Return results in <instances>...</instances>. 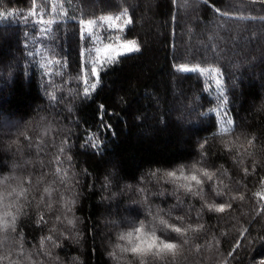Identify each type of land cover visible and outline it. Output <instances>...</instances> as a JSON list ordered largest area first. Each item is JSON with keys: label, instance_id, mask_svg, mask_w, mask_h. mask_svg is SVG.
I'll return each instance as SVG.
<instances>
[{"label": "trees", "instance_id": "16d2710c", "mask_svg": "<svg viewBox=\"0 0 264 264\" xmlns=\"http://www.w3.org/2000/svg\"><path fill=\"white\" fill-rule=\"evenodd\" d=\"M55 3L57 11L53 13V0H0V13L15 14L0 21L3 72L0 176L8 175L13 161L19 159L13 156L15 144L8 150V144L17 140L19 133L27 131L32 141L29 148L28 141L19 136L26 158L32 161L29 171L35 165L39 172L41 161L48 165L43 171L49 168L54 171L56 165L49 162L53 154H59L62 142H66L65 149L71 146L67 155L74 158V167L69 172L78 173L75 179L81 181L76 215L83 223L79 225L80 243L69 244L65 251L77 257L78 264L81 260L83 264H125L130 257L114 261L108 256L113 251L109 237L114 236L110 232L114 226L109 221L114 217L109 215L110 201L104 199L109 193L101 191L105 175L113 174V185L124 187L142 182L150 170L164 172L182 164L191 165L199 159L198 141L219 133L215 124L218 113L228 115L233 119L235 131L227 138L234 140L240 136L239 142L245 147L228 153L220 138L210 139L207 166L219 178V182L213 183L226 193L222 198L213 193L209 202L228 201L232 207L223 214L205 209L200 221L205 230L198 240L185 245L175 257L149 260L151 264H262L264 112L257 108L264 102V3L261 0H208V4L202 0H55ZM61 5L66 13L64 18L59 16ZM213 6L219 11H213ZM124 9L133 20L127 38L136 39L141 52L122 58L118 67L102 72L96 91L85 99L78 21L116 16ZM33 11L35 16L30 15ZM41 18L57 21L53 31L39 30L47 27L36 23ZM221 24L223 27H218ZM101 35L106 37V25ZM94 57L92 51L89 62ZM185 63L218 69L219 76L177 72L176 68ZM233 79L238 86H233ZM221 89L229 101L227 104L219 99ZM201 112L203 116L199 115ZM209 119L215 127L209 128L206 123ZM48 125L51 131L43 135L42 129ZM93 133L97 149L91 143L87 150L83 149L85 138ZM248 139L253 140L251 146L247 145ZM98 149L103 150L102 155ZM245 152L253 155L247 156ZM63 167L68 168V164ZM149 179L154 180L150 176ZM94 182L95 190L90 187ZM146 186L156 188L155 183ZM165 187L171 191L173 185ZM232 196L237 198L232 200ZM119 199L124 201L123 211L130 201L127 196ZM168 199L176 203L173 197ZM187 200L195 206L192 212L195 219L203 201L192 197ZM11 211L18 216L19 234L14 235L17 239L22 235L26 250H30L39 243L41 233L34 223L28 222L27 216L20 215L15 208ZM25 211L35 221V201ZM45 214L55 218V212L45 210ZM133 261L139 264L138 259Z\"/></svg>", "mask_w": 264, "mask_h": 264}, {"label": "snow or ice", "instance_id": "6c2138e0", "mask_svg": "<svg viewBox=\"0 0 264 264\" xmlns=\"http://www.w3.org/2000/svg\"><path fill=\"white\" fill-rule=\"evenodd\" d=\"M202 2L208 4V0H202ZM261 2L264 3V0ZM52 11L53 13L57 11L55 0H53ZM213 11L218 12L219 9L213 6ZM220 14L226 15V13ZM14 15L13 12H7L6 15L0 13V21ZM30 15L35 16L36 12L33 11ZM59 16L61 18L66 16L62 5L59 6ZM78 22L80 27V69L81 72H84L83 95L85 99H90L101 82V73H107L118 67L123 62L122 58H131L140 53L141 45L136 39L127 38L126 33L129 26L133 24L127 9L116 16L101 15L96 19L80 18ZM36 23L47 25L39 30L48 33L53 31L52 26L57 21L41 18ZM104 25L107 26L106 42L102 48L95 49V57L89 64L88 58L92 55L94 47L91 38L101 34L97 30ZM218 27L222 28L223 24ZM48 63L51 64L52 61L50 60ZM86 69L90 70L85 71ZM176 71L181 74L199 73L200 75L215 73L219 76L218 69L204 68L199 65L189 67L187 63L178 66ZM9 74L11 73L9 72ZM0 75H3L2 71H0ZM90 77L94 78L95 82ZM216 83L219 85L220 79H217ZM232 84L234 87L238 86L235 79L232 80ZM219 99L224 104L229 103L223 89L220 90ZM100 110L103 112V104L100 105ZM257 111L264 112V102L260 104ZM223 112L226 114L227 109L224 108ZM199 115L203 116L204 113L201 112ZM206 123L209 128L219 124V133L214 132L210 137H205L203 142L198 141L199 159L193 160L191 165L182 164L173 170L164 172L150 170L142 182L126 184L124 187H120L119 184L113 185V174L105 175L101 191L109 193L104 199L110 201L109 215L114 217L109 221L114 226L110 228V232H113L114 236H110L109 240L110 243H113L115 237L118 236L120 240L127 242L124 247L117 244L113 248L112 260L119 261L130 257L131 260L138 259L139 264H151L149 258L162 260L168 255L175 257L183 252L185 245L198 240L200 233L205 230L204 224L200 222L205 209L207 212L223 214L232 207L228 201L209 202L213 193L216 198H222L226 193L217 183H213L214 181L219 182V178L207 166L210 156L208 141L220 138L228 153H231L233 149L244 148L245 145L239 142L240 136H236L234 140L227 138L235 131L233 119L224 116L215 121V124L211 119ZM50 131L51 126L48 125L42 129V134L46 135ZM20 135L24 137L25 141H28L29 148L32 146L27 131L19 133L17 140L8 144V150H11L14 144L16 145V152L13 153V156H18L19 159L13 161L8 175L0 176V231L3 233L0 238V264H78V258L65 251L69 244L80 243L82 234L79 225L83 223V220L76 215V204L81 195L78 186L81 181L75 179L78 173L69 172V169L74 167L73 156L67 155L71 146L69 149H65L64 143L66 142H62L59 154H53V159L49 163L56 165L54 171L51 168L48 171H43L45 167H48L43 161H41L39 172L35 165L29 171L28 165L32 161L26 158L24 144L19 140ZM241 135L245 134L241 133ZM37 143L39 144V141ZM89 143L93 149H97L94 133L85 138L81 147L87 150ZM252 144L253 140L248 139L247 145L251 146ZM98 154L102 155L103 150L98 149ZM237 154L240 155L239 152ZM244 154L253 155L251 152ZM240 162L242 163V160ZM65 163L68 164V168L63 167ZM244 171L247 175V169ZM149 176L154 180H150ZM152 183H155L156 188L146 186ZM167 184L173 185L171 191L165 187ZM261 184H264V180H261ZM90 187L95 190V182ZM123 196L128 197L130 205L122 211L121 204L124 201L119 197ZM169 196L176 200L175 204L170 203ZM188 197H192L194 200L199 198L203 201L201 209L196 211L195 219L192 216L195 206L188 203ZM157 198L159 199L157 200ZM236 198L235 196L231 197L232 200ZM239 198L243 199L242 196ZM33 201H35L36 208L35 221H32L31 214L25 211L26 208L33 207ZM54 204L59 207L54 209ZM185 205H187V211H184ZM13 208L20 215L27 216L28 222L34 223L35 228L41 233L39 243L33 244L30 250H26V241L22 235L20 239L14 235L19 234V231L17 228L18 216L11 211ZM45 210L48 213L55 212V218L53 219L52 215H46ZM45 228H47V234H45ZM173 234L175 235L173 236ZM237 247H239L238 243ZM197 250H199V246H197Z\"/></svg>", "mask_w": 264, "mask_h": 264}, {"label": "rangeland", "instance_id": "374dc122", "mask_svg": "<svg viewBox=\"0 0 264 264\" xmlns=\"http://www.w3.org/2000/svg\"><path fill=\"white\" fill-rule=\"evenodd\" d=\"M98 31V33H101V31H102V28L101 29H99V30H97ZM92 43L94 44V47L92 48V51L95 53V49L96 48H102L103 47V45H104V43L106 42L105 41V37H103L101 34H99V35H97V36H93L92 38ZM90 64H91V60H90V62H89ZM189 67H192V66H189ZM214 76H216V77H218L217 75H214ZM221 117H223L222 115H218L217 116V120H219ZM227 118H229V116L227 115L226 116ZM218 126H219V128H220V125L218 124Z\"/></svg>", "mask_w": 264, "mask_h": 264}, {"label": "clouds", "instance_id": "9594fccd", "mask_svg": "<svg viewBox=\"0 0 264 264\" xmlns=\"http://www.w3.org/2000/svg\"><path fill=\"white\" fill-rule=\"evenodd\" d=\"M126 243H127L126 241L120 240L119 237L116 236L111 247L112 248H115L117 244L120 245L121 247H124L126 245ZM111 253H112V251L110 250L108 252V256L110 258H111ZM81 264H83V261L82 260H81ZM125 264H137V262L136 261H133L131 259H128V260L125 261Z\"/></svg>", "mask_w": 264, "mask_h": 264}]
</instances>
